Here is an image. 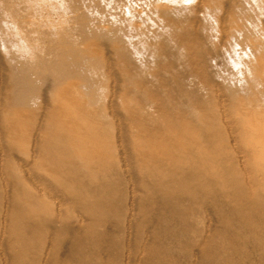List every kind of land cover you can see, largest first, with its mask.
Instances as JSON below:
<instances>
[{"label":"rangeland","instance_id":"374dc122","mask_svg":"<svg viewBox=\"0 0 264 264\" xmlns=\"http://www.w3.org/2000/svg\"><path fill=\"white\" fill-rule=\"evenodd\" d=\"M175 168L187 196L152 211ZM22 262L264 264V0H0V264Z\"/></svg>","mask_w":264,"mask_h":264},{"label":"bare ground","instance_id":"6f19581e","mask_svg":"<svg viewBox=\"0 0 264 264\" xmlns=\"http://www.w3.org/2000/svg\"><path fill=\"white\" fill-rule=\"evenodd\" d=\"M67 61H68V60H67ZM70 64H71V63H70ZM72 64H73V63H72ZM72 64H71V65H72ZM69 66H70V65H69ZM72 66H73V65H72ZM75 66H76V65H75ZM79 67H80V66H79ZM67 76H68V75H67ZM67 76H66V77H67ZM85 79H86V78H85ZM64 81H66V80H64ZM68 81H69V80H68ZM82 81H83V80H82ZM12 83L16 85L17 88H16V87H15V88L17 89L18 92H21V91L27 86V81H25V80H23V79L15 80V81H13ZM75 83H76V82H75ZM71 85H72V84H71ZM22 86H23V87H22ZM67 86H68V85H67ZM74 86H75V85H74ZM70 87H72V86H70ZM70 87H69V88H70ZM76 87H77V86H76ZM79 88H80V86H79ZM79 88H77V89H79ZM71 89H72V88H71ZM64 92H65V91H64ZM68 92H69V91H68ZM71 93H73V92H71ZM74 93H75V92H74ZM72 95H74V94H72ZM66 96H67V95H66ZM74 96H75V95H74ZM72 97H73V96H72ZM78 98H79V97H78ZM11 99H12V98H11ZM11 99H10V100H11ZM71 100H72V98H71ZM73 100H74V99H73ZM75 100H76V99H75ZM78 100H79V99H78ZM78 100H77V102H78ZM84 100H85V99H84ZM70 102H73V101H70ZM23 103H25V102H23ZM63 103H64V102H63ZM14 104H16V107H15L14 105H12V106H14L15 108H17V105H20L18 102H15ZM10 105H11V104H10ZM25 105H26V104H25ZM62 105H63V104H62ZM62 105H61V107H63ZM69 105H70V104H69ZM71 105H72V103H71ZM73 105H74V104H73ZM80 105H81V103H80ZM83 105H84V104H82V106H83ZM12 106H11V107H12ZM20 106H21V105H20ZM76 106H77V105H76ZM84 106H85V105H84ZM61 107H60V108H61ZM64 107H66V106L64 105ZM69 107H71V106H69ZM7 108H8V107H7ZM55 108H57V107H55ZM66 108H68V107H66ZM74 108H75V107H74ZM82 108H83V107H82ZM82 108H81V109H82ZM10 109H11V108H10ZM22 109H23V111H24L25 108L23 107ZM22 109H21V110H22ZM61 109H62V108H61ZM76 109H78V108H76ZM18 110H20V108H18ZM21 110H20V111H21ZM65 110H66V109H65ZM71 110L73 111V108H71ZM83 110H85V108L82 109L81 112L76 113V114H78V116H79V114L81 113V114H80L81 116H79L78 118H80V117H81V118H82V117L85 118V117H86V116H85L86 112H85V114L82 113ZM26 111H27V110H26ZM62 111H63V110H62ZM66 111H67V110H66ZM66 111H65V112H66ZM76 111H77V110H76ZM88 111H89V110H88ZM21 112H22V111H21ZM24 112H25V111H24ZM60 112H61V111H60ZM69 112H70V110H69ZM171 113H172V112H171ZM57 114H58V113H57ZM60 114H61V113H60ZM65 114H66V113H65ZM67 114H68V113H67ZM72 114H73V112H72ZM92 114H93V113H92ZM52 115H53V113H52ZM58 115H59V114H58ZM63 115H64V113H63ZM69 115H71V113H70ZM23 116H25V114H24ZM63 117H64V116H63ZM91 117H92V116H91ZM91 117H90V118H91ZM93 117H94V116H93ZM55 118H56V117H55ZM64 118H65V117H64ZM73 118H74V117H73ZM73 118L71 119V123L73 122V121H72ZM78 118H76V119H78ZM61 119H63V118H61ZM86 119H87V118H86ZM78 120H79V119H78ZM80 120H81V119H80ZM89 120H91V119H89ZM92 120H93V118H92ZM53 121H54V119H53ZM60 121H61V120H60ZM62 122H63V121H62ZM68 122H70V120H69ZM75 122H76V121H75ZM99 122H100V121H99ZM64 123H65V122H64ZM71 123H70V125H72ZM81 123H82V121H81ZM81 123H80V124H81ZM86 123H87V122H86ZM89 123H90V122H89ZM89 123H88V124H89ZM93 124H94V122H93ZM53 125H54V124H53ZM75 125H76V124H75ZM82 125H83V124H82ZM95 125H96V124H95ZM54 126H55V125H54ZM56 126H57V125H56ZM62 126H63V125H62ZM80 126H81V125H78V126L76 125V127H78V128H79ZM87 126H88V125H87ZM99 126H100V125H99ZM60 127H61V126H60ZM60 127L58 126L59 129L57 128V129H58V130H57V131H58L57 133H59V134H58V135L55 134V136L57 135V138L60 139V140H62L63 142H64V138H65V137L63 138L64 135H66L67 137L70 138L71 136H74V135L76 134V133H75V134L73 135V132H76L77 129H76L75 131L72 132L73 128H76V127H74V126H73V128L71 127L72 130H71L70 128L64 129V128H62V127L60 128ZM50 128H51V127H50ZM86 128H87V127H86ZM96 129H97V128H96ZM87 130H88V129H87ZM94 130H95V129H94ZM77 131H78V130H77ZM84 131H85V130H84ZM97 131H98V130H97ZM99 131H100V130H99ZM101 131H102V130H101ZM46 132H49V131L46 130ZM78 132H80V131H78ZM88 132H89V131H87V134H88ZM90 132H91V130H90ZM52 133H55V131H52ZM80 133L82 134V132H80ZM101 133H102V132H101ZM182 133H183L182 135H184V132H182ZM78 134H79V133H78ZM81 134H80V136H81ZM84 134H85V133H84ZM92 134H93V132H92ZM50 135H52V134H50ZM88 135H89V134H88ZM88 135H87V136H88ZM93 135H94V134H93ZM101 135H102V134H101ZM182 135H180V136H182ZM76 136H77V134H76L74 137H76ZM78 136H79V135H78ZM78 136H77V138H78ZM87 136H85V137H87ZM97 136H99V134H97ZM83 137H84V136H83ZM85 137H84V138H85ZM88 137H89V136H88ZM71 138H73V137H71ZM79 138H80V137H79ZM43 139H44V138H43ZM48 139H49V138H48ZM97 139H98V138H97ZM100 139H101V138H99V140H100ZM44 140L47 142L46 137H45ZM65 140H66V139H65ZM69 140L72 141L71 139H69ZM73 140H74V139H73ZM76 140H77V139H76ZM88 140H89V139H88ZM45 141H44V142H45ZM70 141H69V143H70ZM79 141H80V140H79ZM79 141H78V142H79ZM101 141L103 142V140H101ZM101 141H100V142H101ZM49 142H50V141H49ZM55 142H56V141H55ZM65 142H66V141H65ZM65 142H64V143H65ZM72 142H73V144L76 143V146H77V142H76V141H75V143H74V141H72ZM42 143H43V142H42ZM50 143H51V142H50ZM81 143H82V142H81ZM84 143H85V142H84ZM88 143H89V142H88ZM95 143H96V142H95ZM103 143H104V142H103ZM179 143L182 144V142H180V141H179ZM37 144H38V143H37ZM45 144H46V143H45ZM59 144H60V143H59ZM67 144H68V141H67ZM91 144H92V143H91ZM176 144H177V143H176ZM78 145H79V143H78ZM89 145H90V144H89ZM103 145H104V144H103ZM103 145H102V146H103ZM105 145H106V142H105ZM58 146H60V145H58ZM61 146H62V145H61ZM61 146H60V147H61ZM68 146H69V145H68ZM68 146H67V147H68ZM90 146H92V145H90ZM164 146H165V145H164ZM164 146H163V147H164ZM180 146H181V145H180ZM77 147H78V146H77ZM81 147H83V145H82ZM100 147H101V146H100ZM103 147H104V146H103ZM103 147H101V148H103ZM167 147H168V146H167ZM174 147H175V146H174ZM177 147H178V146H177ZM48 148H49V146H48ZM53 148H55V147H53ZM64 148H65V146H64ZM73 148H74V147H73ZM78 148H79V147H78ZM83 148H86V147H83ZM188 148H190V147H188ZM44 149H45V148H44ZM59 149H60V148H59ZM68 149H69V148H68ZM92 149H93V148H92ZM51 150H52V149H51ZM60 150H61V149H60ZM70 150H71V148H70ZM79 150H80V149H79ZM81 150H82V148H81ZM63 151H65V150L63 149V150H62V153H63ZM67 151H68V150H67ZM91 151H93V150H91ZM99 151H100V149H99ZM45 152H46V151H45ZM52 152H55L54 149L52 150ZM68 152H69V151H68ZM71 152H72V151H71ZM71 152H69L68 154H71ZM83 152H85V151H83ZM83 152L80 151V153H78L79 156L82 155ZM100 152H101V151H100ZM162 152H163V151H162ZM176 152H177V151H176ZM39 153H40V152H39ZM91 153H92V152H91ZM101 153H102V152H101ZM51 154H52V153H51ZM59 154H61V152H59ZM83 154H84V153H83ZM87 154H88V153H87ZM89 154H90V153H89ZM192 154H193V153H192ZM57 155H58V154H57ZM57 155H56V156H57ZM93 155H95V154L93 153ZM147 155H148V154H147ZM178 155H179V154H178ZM187 155H188V154H187ZM53 156H54V155H52L51 157H53ZM56 156H54V158H55L54 160H55V161L57 162V164H58V160L56 159ZM65 156L67 157L68 155L65 153ZM75 156H76V159H77V154H75ZM83 156H84V155H83ZM153 156H154V155H153ZM172 156H173V155H172ZM188 156H189V155H188ZM192 156H193V155H192ZM60 157H61V156H60ZM66 157H64V155L62 154V157H61V158H63V159L66 160ZM69 157H70V156H69ZM84 157H85V156H84ZM88 157H90V156H88ZM145 157H146V156H145ZM173 157H174V156H173ZM179 157H180V156H179ZM181 157H182V156H181ZM41 158H42V157H41ZM57 158H58V156H57ZM72 158L74 159L73 154H72L71 159H72ZM81 158H82V156H81ZM86 158H87V156H86ZM90 158H91V157H90ZM97 158H98V157H97ZM182 158H183V157H182ZM189 158H190V157H189ZM148 159H149V158H148ZM166 159H167V158H166ZM169 159H170V158H169ZM172 159H173V158H172ZM183 159H184V158H183ZM183 159H182V160H183ZM100 160H101V163H102V159H100ZM153 160H154V158H153ZM162 160H163V159H161V161H162ZM164 160H165V158H164ZM177 160H178V159H177ZM62 161H63V160H62ZM62 161H61V162H62ZM78 161H79V160H78ZM83 161H84V160H83ZM161 161H159V162H160L159 164L162 165L163 163H161ZM180 161H181V159H180ZM67 162H68V160H67ZM81 162H82V160H81ZM99 162H100V161H99ZM53 163H54V162H53ZM59 163H60V162H59ZM63 163H64V162H62V164H63ZM76 163H77V162H76ZM87 163H88V161H87ZM94 163H95V162H94ZM164 163H165V162H164ZM166 163H167V161H166ZM168 163H169V162H168ZM168 163H167V164H168ZM170 163H171V162H170ZM172 163H173V162H172ZM178 163H179V162H178ZM182 163H183V161H182ZM182 163H180V164L182 165ZM197 163H198V162H197ZM48 164H49V163H48ZM84 164H85V163H84ZM89 164H90V162H89ZM92 164H93V163H92ZM152 164H153V163H152ZM156 164H157V163H156ZM159 164L157 165V166H158V169L160 168ZM198 164H199V163H198ZM198 164H197V165H198ZM78 165H79V163H78ZM82 165H83V164H82ZM87 165H88V164H87ZM103 165H104V164H103ZM168 165H169V164H168ZM51 166H53V165H51ZM73 166H74V165H72V169H70V170L74 172V175H75V176H77V175H76V174H77L76 169L78 170V169H79V166L75 165V166H77L78 168H77V167L74 168ZM89 166H90V165H89ZM136 166H137V165H136ZM162 166H163V165H162ZM162 166H161V167H162ZM173 166H174V165H173ZM70 167H71V166H70ZM85 167H86V166H85ZM103 167H104V166H103ZM163 167H164V166H163ZM64 168H66V167H64ZM173 168H174V167H173ZM66 169H67V168H66ZM91 169H92V168H91ZM95 169H96V168H95ZM141 169H142V167H141ZM176 169H177V168H175V170H176ZM80 170H81V169H80ZM92 170H93V169H92ZM173 170H174V169H173ZM194 170H195V169H194ZM216 170H217V169H216ZM89 171H90V170H89ZM93 171H94V170H93ZM95 171H96V170H95ZM162 171H163V170H162ZM195 171H196V170H195ZM78 172H79V170H78ZM98 172H99V171H98ZM184 172H185V171H184ZM184 172H183L182 170H176V171H175V174H174V173H171V176H172L173 178H172V180H171V179H170V180L172 181L171 185H172V189H173V190H174V187H175V189H178V187H180V185H182L184 182H185V184H187V183H186L187 181H183V178H185L186 175H189V174L187 173V174L184 175ZM7 173H8V172H7ZM71 173H72V172H71ZM86 173H87V172H86ZM194 173H195V172H194ZM198 173H199V172H198ZM62 174H63V173H62ZM80 174H81V173H80ZM84 174H85V173H84ZM195 174H196V173H195ZM74 175H73V176H74ZM168 175H169V174H168ZM181 175H184V177L181 176ZM67 176H68V174H67ZM80 176H83V175H79V174H78V177H79V178H81ZM169 176H170V175H169ZM169 176H168V177H169ZM195 176H196V175H195ZM195 176H194V175L191 176V180H197ZM201 176H202V175H201ZM11 177H12V176H11ZM69 177H70V175H69ZM83 177H85V176H83ZM89 177H90V176H89ZM137 177H138V176H137ZM181 177H182V178H181ZM187 177H188V176H187ZM187 177H186V178H187ZM198 177H199V176H198ZM74 178H77V177H74ZM143 178H145V177H143ZM143 178H142V180H143ZM188 178H189V177H188ZM188 178H187V179H188ZM87 179H88V178H87ZM150 179H151V178H150ZM157 179H158V178H157ZM198 179H199V178H198ZM8 180H9V178H8ZM10 180H11V179H10ZM10 180H9V181H10ZM66 180H67V179H66ZM73 180H74V179H73ZM78 180H80V179H78ZM78 180H77V181H78ZM82 180H83V179H82ZM82 180H80L81 183H82ZM97 180H98V179H97ZM99 180H100V179H99ZM185 180H186V179H185ZM16 181H17V180H16ZM80 181H79V182H80ZM84 181H85V179H84ZM53 182H54V181H53ZM79 182H78V183H79ZM97 182L99 183V181H97ZM198 182H199V181H195V183H197V184H198ZM5 183H6V182H5ZM19 183H20V182H19ZM181 183H182V184H181ZM6 184H7V183H6ZM11 184H12V183H11ZM14 184H15V181H14ZM16 184H17V183H16ZM83 184H84V182H83ZM83 184H82V185H83ZM86 184L89 185L90 183L88 184V183L86 182ZM86 184H85V185H86ZM169 184H170V183H169ZM189 184H190V182H189ZM87 185H86V187H88ZM92 185H94V184H92ZM167 185H168V184H167ZM191 185L193 186V185H194V182L191 183ZM212 185H213V184H212ZM5 186H6V185H5ZM13 186H14V185H13ZM18 186H19V185H18ZM56 186H58V185H56ZM79 186H80V184H79ZM101 186H102V185H101ZM184 186H185V188H186V187L189 188V187L186 186V185H184ZM196 186H198V185H196ZM83 187H84V185H83ZM86 187H85V190L87 189ZM89 187H90V191H93V190H94V189L92 190V188H91V184H90ZM94 187H95V186H94ZM94 187H93V188H94ZM103 187H104V186H103ZM103 187H101V188H103ZM176 187H177V188H176ZM181 187H183V186H181ZM190 187H191V186H190ZM211 187H212V186H211ZM257 187H258V186H257ZM12 188H13V187H12ZM16 188L18 189L19 187H16ZM21 188H22V187H21ZM96 188L98 189V187H96ZM148 188H149V186H148ZM151 188H152V187H151ZM169 188H170V186H169ZM200 188H202V187H200ZM200 188H199V189H200ZM17 189H16V191H18ZM24 189H25V187H24ZM81 189H82V188H81ZM81 189H80V191H82ZM97 189H95L94 191H97ZM152 189H153V188H152ZM191 189H192V187H191ZM209 189H211V188H209ZM5 190H6V189H5ZM29 190H30V188H29ZM75 190H76V189H75ZM78 190H79V189H78ZM98 190H99V189H98ZM156 190H157V189H156ZM183 190H184V189H183ZM192 190H193V189H192ZM192 190H191V191H192ZM195 190H197V189H195ZM212 190H213V189H212ZM20 191H21V190H20ZM87 191L90 192L88 189H87ZM94 191H93V192H94ZM103 191H104V190H103ZM152 191H153V190H152ZM171 191H172V190H171ZM174 191H176V193H173V195H176V196H174L171 200H168V201H165V202H164L163 200H162V201H159L160 199H156V196H155V195L153 196V194L150 192V196H151V198H152V196H153V198H152V200H151V205H152L151 208H152V211L155 212V209H156L157 207H159V206L163 208L162 210H164V209L167 210V208H171L172 205H174V207H177V206L179 207L178 204H182V202H183L182 200H184L183 198H185L187 195H186L185 197H183V196L185 195V192H183L184 195L182 196V195H177V194L179 193V190H178V193H177V190H174ZM174 191H173V192H174ZM185 191H186V190H185ZM189 191H190V190H189ZM214 191H215V190H214ZM13 192H14V191H13ZM85 192H86V191H85ZM98 192H100V190L96 192V195L98 194ZM78 193H79V192H78ZM210 193H211V192H210ZM17 194H18V193H17ZM94 194H95V193H94ZM151 194H152V195H151ZM194 194H195V193H193V195H194ZM197 194H198V193H197ZM19 195H23L25 198H27V199L29 200V202H30V198H29V197H31V198H32V197L35 198V197L33 196V194H31V195H32V196H31L30 193H29L27 190L23 191V189H22V194H18V196H19ZM90 195L92 196V194H90ZM96 195H95V196H96ZM169 195H170V194H169ZM171 195H172V194H171ZM171 195H170V196H171ZM189 195H190V194H189ZM189 195H188V196H189ZM193 195H192V198L194 199V197H195L196 195H195L194 197H193ZM95 196H94V197H95ZM167 196H168V195H167ZM15 197H16V195H15ZM87 197H88V196H87ZM89 197H90V196H89ZM104 197H105V195H104ZM196 197H197V196H196ZM196 197H195V198H196ZM198 197H199V196H198ZM17 198H18V197H17ZM17 198H16V199H17ZM33 198H32V200H33ZM95 198H96V197H95ZM118 198H119V196H118ZM255 198H256V197H255ZM36 199H37V197H36ZM100 199H101V198H100ZM119 199H121V198H119ZM153 199H154V200H153ZM155 199H156V200H155ZM165 199H166V196H165ZM165 199H164V200H165ZM169 199H170V198H169ZM197 199H199V198H197ZM197 199H196V200H197ZM222 199H223V198H222ZM28 200H27V201H28ZM32 200H31V201H32ZM40 200H41V199H40ZM97 200H98V198H97L96 200H94V201L97 202ZM101 200H102V199H101ZM103 200H104V199H103ZM136 200H137V199H136ZM191 200H192V199H191ZM196 200H195V201H196ZM225 200H226V199H225ZM18 201H19V200H18ZM18 201H16V202H18ZM35 201H36V200H35ZM35 201H34V203H35ZM145 201H146V200H145ZM189 201H190V199H189ZM198 201H199V200H198ZM260 201H261V200H260ZM9 202H10V201H9ZM32 202H33V201H32ZM98 202H99V200H98ZM18 203H20V202H18ZM40 203H41V201H40ZM40 203L38 204V202H37V205H39V206H37V207H39V209L41 208V207H40V206H41ZM90 203H91V201H90ZM90 203L88 202L89 205H90ZM101 203H102V201H100L98 205H100ZM113 203H114V201H113ZM190 203H191V202H190ZM193 203H194V202H193ZM195 203H196V202H195ZM197 203H198V202H197ZM197 203H196V204H197ZM223 203H224V202H223ZM225 203H227V202H225ZM13 204H14V203H13ZM31 204H33V203H31ZM86 204H87V203H86ZM103 204H104V203H103ZM105 204H106V203H105ZM156 204H157V205H156ZM20 205H21V203H20ZM20 205L18 204V206H20ZM47 205H48V204H47ZM92 205H94V204L92 203ZM192 205H193V204H192ZM228 205H229V204H228ZM12 206H13V205H12ZM16 206H17V205H16ZM21 206H22V205H21ZM28 206H29V204H28ZM31 206H32V205H31ZM31 206H29V207H31ZM33 206H34V204H33ZM42 206H43V205H42ZM85 206H86V205H85ZM87 206H88V205H87ZM105 206H106V205H104V207H105ZM119 206H120V204H119ZM133 206H134V205H133ZM139 206H140V205H139ZM144 206H145L144 208L146 209V205H144ZM149 206H150V205H149ZM169 206H170V207H169ZM193 206H194V205H193ZM229 206H230V205H229ZM10 207H11V206H10ZM88 207H89V206H88ZM100 207L102 208V205H101ZM147 207H148V206H147ZM160 207H159V209H160ZM196 207H197V206H196ZM227 207H228V206H227ZM16 208H17V210L19 209V207H16ZM20 208H21V207H20ZM91 208H92V207H91ZM93 208H95V207L93 206ZM119 208H122V207H119ZM149 208H150V207H149ZM151 208H150V209H151ZM30 209L32 210L33 207L29 208V212L31 211ZM34 209H35V208H34ZM39 209H38V210H39ZM41 209H42V208H41ZM83 209H84V208H83ZM89 209H90V208H89ZM89 209H87V207H86V211H87V210L89 211ZM97 209H98V208H97ZM103 209H104V208H103ZM136 209H137V208H136ZM157 209H158V208H157ZM8 210H9V209H8ZM13 210H14V209H13ZM20 210H23V212L21 211V213H20L21 215H22V213H23V214H24L23 216H25V215H30V214H31V213L28 214L29 212H28V213H25V212H26V209L24 210V207H22ZM107 210H108V209H107ZM121 210H123V209H121ZM121 210H120V212H121ZM138 210H139V209H138ZM165 210H164V211H165ZM171 210H172V209H171ZM182 210H183V209H182ZM9 211H10V210H9ZM9 211H8V212H9ZM24 211H25V212H24ZM34 211H35V210H34ZM34 211H33V212H34ZM88 211H87V212H88ZM99 211H100V210H99ZM104 211H105V210H104ZM108 211H110V209H109ZM108 211H107V212H108ZM145 211H146V210H145ZM149 211H150V210H149ZM149 211H148V212H149ZM152 211H151V212H152ZM157 211H158V210H157ZM159 211H160V210H159ZM184 211H185V210H184ZM6 212H7V211H6ZM15 212H16V211H15ZM38 212H40V210H39ZM38 212H36V213H38ZM41 212H42V211H41ZM41 212H40V213H41ZM43 212H44V211H43ZM110 212H111V211H110ZM123 212H124V211H123ZM139 212H140V211H139ZM151 212H150L149 214H151ZM169 212L172 213L173 210H172V211H169ZM196 212H197V211H196ZM11 213H12V212H11ZM13 213H14V212H13ZM44 213H45V212H44ZM85 213H86V212H85ZM98 213H101V212H98ZM143 213H144V212H143ZM143 213H142V214H143ZM165 213H166V212H165ZM165 213H164V214H165ZM171 213H170V214H171ZM173 213H176V214H177V212H173ZM15 214H17V212H16ZM15 214H14V215H15ZM33 214H34V213H33ZM33 214H31V216H33ZM89 214H90V213H89ZM121 214H122V212H121ZM121 214H120V215H121ZM145 214H146V213H145ZM145 214H144V215H145ZM152 214H153V213H152ZM152 214H151V215H152ZM164 214H163V216H161L162 214H161V215L159 214L160 216L157 215L158 219L162 217L163 220H164ZM6 215H7V214H6ZM14 215H12V217H13ZM18 215H19V210H18ZM18 215H17V216H18ZM50 215H51V214H50ZM135 215H136V214H135ZM144 215H143V216H144ZM174 215H175V214H174ZM19 216H20V215H19ZM19 216H18V218H19ZM31 216L28 217L29 219H26V218H25V219H26L25 221H23L24 219L21 218L22 221H23V223L21 224V226L24 224V226H22L21 228H20V226H19V225H20L19 222H18V223H19V225H18V226H19V229H16L14 226H12L13 224H12L11 226L14 227V229H16V230H21V229L23 228V231H24V232H22V231H20V232L28 234L27 231H26V229L28 228V226L30 227L29 229H31V225H32V223L35 224V221H36L35 219H38V220H39V217H37V214H34V216L37 217V218L34 219L35 221H32V223H31V222L26 223V221H30V220L32 219ZM34 216H33V217H34ZM133 216H134V215H133ZM177 216H178V214H177ZM183 216H184V215H183ZM183 216H182V217H179V216L176 217V216H175V217H176V219H179V218H180V219H181V218L183 219ZM47 217H48V216H47ZM49 217H50V216H49ZM121 217H122V216H121ZM134 217H135V216H134ZM134 217H133V218H134ZM139 217H140V216H139ZM141 217H142V216H141ZM146 217H147V215H146ZM157 217H156V218H157ZM166 217H167V216H166ZM175 217H173V219H175ZM185 217H187V216L185 215ZM194 217H195V216H194ZM9 218H10V217H8V219H9ZM15 218H16V216H15ZM15 218H14V220H15ZM23 218H24V217H23ZM30 218H31V219H30ZM187 218H188V217H187ZM187 218H186V219H187ZM10 219H12V218H10ZM47 219H48V218H47ZM145 219H146V218H145ZM154 219H155V218H153V220H154ZM167 219H168V218H167ZM173 219H172V220H173ZM19 220H20V219H19ZM38 220H37V221H38ZM45 220H46V219H45ZM94 220H95V219H94ZM97 220H98V219H97ZM97 220H95V221H97ZM147 220H148V219H147ZM153 220H152V221H153ZM155 220H156V219H155ZM170 220H171V218H170ZM170 220H169V221H170ZM184 220H185V219H184ZM241 220H242V219H241ZM39 221H41V220H39ZM39 221H38V222H39ZM51 221H53V220H51ZM101 221H102V220H101ZM105 221H106V220H105ZM107 221H108V219H107ZM133 221H134V220H133ZM150 221H151V220H150ZM164 221H166V218H165ZM164 221H163V222H164ZM167 221H168V220H167ZM180 221H181V220H180ZM238 221H239V219H238ZM242 221H243V220H242ZM9 222H10V221H9ZM16 222H17V221H16ZM24 222H25L26 224H25ZM49 222H50V220H49ZM92 222H94V221H92ZM98 222H99L100 224H99ZM98 222L92 223V225L90 224V225H91V229H92L93 231L96 230V228H98V227H97L98 224H99V225H102V222H100V220H99ZM153 222H154V221H153ZM158 222H159V220L157 221V223H158ZM163 222H161V223H163ZM235 222H237V221H235ZM247 222H248V221H247ZM11 223H12V221H11ZM14 223H15V222H14ZM103 223H104V222H103ZM174 223H175V222H173V223L171 222V224H173V225H174ZM241 223H242V222H241ZM243 223H244V222H243ZM245 223H246V222H245ZM262 223H263V222H262ZM262 223H261V224H262ZM9 224H10V223H9ZM36 224H38V223L36 222ZM36 224H35V225H36ZM76 224H77V223H76ZM148 224H149V222H148ZM253 224H254V223H253ZM253 224L250 223L249 225H250V226H251V225L253 226ZM256 224H257V223H256ZM15 225H16V224H15ZM52 225H53V224H52ZM79 225H80V224H79ZM158 225H159V224H158ZM240 225H241V224H240ZM38 226L41 228V226H40L39 224H38ZM44 226H45V224H44ZM46 226H47V225H46ZM53 226H54V225H53ZM77 226H78V225H77ZM102 226H103V225H102ZM102 226H100V227H102ZM150 226H151V225H150ZM152 226H153V224H152ZM156 226H157V225H156ZM161 226H162V225H161ZM167 226H169V225H167ZM171 226H172V225H171ZM243 226H244V225H243ZM252 226H251V227H252ZM254 226H255V225H254ZM7 227H8V226H7ZM35 227H37V226H35ZM71 227H72V226H71ZM78 227H79V229L81 228L80 226H78ZM157 227H158V226H157ZM176 227H177V226H176ZM179 227H180V226H179ZM236 227H238V226H236ZM33 228H34V226H33ZM46 228H47V227H46ZM69 228H70V227H69ZM180 228H181V227H180ZM182 228H183V227H182ZM248 228H249V227H248ZM254 228H255L254 230H256V231L258 232L259 229H258L257 227H254ZM9 229H10V228H9ZM41 229H43V228H41ZM41 229H40V231H42ZM75 229L77 230V228H75ZM81 229H82V228H81ZM157 229H158V228H157ZM161 229L163 230V228H161ZM165 229H167V227H166ZM169 229H171L170 226H169ZM173 229H174V227H173ZM242 229H243V227H242ZM252 229H253V228H252ZM34 230L36 231V229H33L32 231L34 232ZM44 230H45V228H44ZM44 230H43V231H44ZM46 230H48V228H47ZM114 230H115V229H114ZM178 230H179V229H178ZM261 230H262V229H261ZM261 230H259V232H260ZM25 231H26V232H25ZM28 231H29V230H28ZM32 231H31V232H32ZM38 231H39V229H38ZM103 231H105V230H103ZM164 231H165V230H164ZM167 231H168V229L166 230V232H167ZM232 231H233V230H232ZM256 231H255V232H256ZM36 232H37V231H36ZM48 232H49V231H48ZM64 232H65V231H64ZM106 232H107V231H106ZM170 232H171V231H170ZM22 233H20V234H22ZM34 233H35V232H34ZM67 233H68V231H67ZM172 233H173V231H172ZM174 233H175V232H174ZM179 233H180V232H179ZM183 233H184V232H183ZM183 233H182V234H183ZM250 233H251V232H250ZM26 234H25V235H26ZM38 234H40V233H38ZM45 234H46V233H45ZM45 234H44V235H45ZM60 234H62V233H60ZM90 234H92V233H90ZM159 234H160V232H159ZM168 234H169V233H168ZM168 234H166V235H167L168 237H170V236H169L170 234H169V235H168ZM235 234H236V233H235ZM260 234H261V233H260ZM28 235H30L29 237H31L32 234L29 233ZM54 235H55V234H54ZM166 235H165V236H166ZM173 235H174V234H173ZM242 235H243V234H242ZM22 236H24V235H22ZM100 236H101V235H100ZM152 236H153V235H152ZM171 236H172V235H171ZM175 236H176V235H175ZM25 237H26V236H25ZM47 237H49V236H47ZM66 237H67V236H66ZM93 237H95V236H92V238H93ZM178 237H179V236H178ZM232 237H233V236H232ZM232 237H230V238H232ZM241 237H242V236H241ZM243 237H244V236H243ZM53 238H54V237H53ZM56 238H57V235H56ZM92 238L90 237V242H91V243H92V241H93ZM233 238H234V237H233ZM235 238H236V237H235ZM237 238H239V237H237ZM22 239H23V237H22ZM27 239H31V238H28V237H27ZM33 239H34V238H33ZM48 239H49V238H48ZM76 239H78V238H76ZM76 239H75V241H76ZM138 239H139V238H138ZM167 239H168V238H166V240H167ZM176 239H177V237H176ZM228 239H229V238H228ZM255 239H256V238H255ZM18 240H19V239H18ZM24 240H25V239H24ZM24 240H23V242H24ZM84 240H85V239H84ZM116 240H117V239H116ZM156 240H157V238H156ZM161 240H162V239H161ZM177 240H178V239H177ZM229 240H230V239H229ZM258 240H259V239H258ZM26 241H27V240H26ZM30 241H31V240H30ZM56 241H57V240H56ZM79 241H80V239H79ZM87 241H88V240H87ZM168 241H170V239H168ZM181 241H182V240H181ZM181 241H180V242H181ZM226 241H227V240H226ZM230 241H232V240H230ZM235 241H236V240H235ZM240 241H241V240H240ZM48 242H49V241H48ZM70 242H71V240H70ZM95 242H98V241L95 240ZM95 242H94V243H95ZM175 242H176V241H175ZM232 242H233V241H232ZM236 242H237V241H236ZM250 242H251V241H250ZM257 242H258V241H257ZM16 243H17V242H16ZM19 243H20V242H19ZM41 243H42V242H41ZM44 243H45V242H44ZM44 243H43V244H44ZM72 243H73V242H72ZM80 243H81V242H80ZM164 243H165V242H164ZM172 243H173V242H172ZM176 243H178V242H176ZM240 243H241V242H240ZM240 243H239V244H240ZM14 244H15V242H14ZM25 244H26V242H25ZM25 244H24L23 246H25ZM58 244H59V243H58ZM223 244H225V242H224ZM244 244H245V243H244ZM18 245H19V244H18ZM53 245H54V244H53ZM55 245H56V244H55ZM73 245H74V244H73ZM86 245H87V244H86ZM86 245H84V246L86 247ZM156 245H157V244H156ZM170 245H171V244H170ZM175 245H176V244H175ZM179 245H180V244H179ZM225 245H226V244H225ZM231 245L234 246L233 243H232ZM27 246H28V245H27ZM27 246H25V248H27ZM176 246H177V245H176ZM10 247H11V245H10ZM19 247H20V246H19ZM31 247H32V246H31ZM34 247L36 248V246H34ZM37 247H39V246H37ZM58 247H59V246H58ZM168 247H169V246H168ZM7 248H8V247H7ZM39 248H40V247H39ZM166 248H167V247H166ZM166 248H165V249H166ZM170 248H171V247H170ZM173 248H174V247H173ZM179 248H180V247H179ZM257 248H258V247H257ZM31 249H32V248H31ZM40 249H42V248H40ZM53 249H54V248H53ZM56 249H57V248H56ZM174 249H175V248H174ZM176 249H177V247H176ZM237 249H238V248H237ZM8 250H9V248H8ZM26 250H27V249H26ZM29 250H30V248H29ZM33 250H34V249H33ZM80 250H81V249H80ZM84 250H85V249H84ZM92 250H93V249H92ZM243 250H244V249H243ZM19 251H20V250H19ZM23 251H24V250H23ZM36 251H38V250H36ZM86 251H87V250H86ZM90 251H91V250H90ZM168 251H169V250H168ZM176 251H177V250H176ZM238 251H239V250H238ZM240 251H241V249H240ZM255 251H256V250H255ZM258 251H259V250H258ZM9 252H11V251H9ZM30 252H31V251H30ZM32 252H33V251H32ZM53 252H54V251H53ZM88 252H89V251H88ZM91 252H92V251H91ZM94 252H96V251H94ZM223 252H224V251H223ZM225 252H226V251H225ZM12 253H13V251H12ZM25 253L27 254V251H26ZM25 253H24V254H25ZM38 253H39V252H38ZM86 253H87V252H86ZM165 253H167V252H165ZM54 254H55V253H54ZM80 254L82 255V253H80ZM80 254H79V255H80ZM90 254H91V253H90ZM94 254H95V253H94ZM175 254H177V253H175ZM236 254H237V253H236ZM27 255H28V254H27ZM38 255H39V254H38ZM38 255H37V256H38ZM50 255H52V254H50ZM67 255H68V254H67ZM77 255H78V254H77ZM81 255H80V256H81ZM95 255H96V254H95ZM168 255H169V254H168ZM13 256H14V255H13ZM24 256H25V255H24ZM52 256H53V255H52ZM93 256H94V255H93ZM225 256H226V255H225ZM25 257H26V256H25ZM35 257H36V256H35ZM39 257H40V255H39ZM49 257H50V256H49ZM82 257H83V255H82ZM133 257H134V256H133ZM163 257H164V256H163ZM165 257H166V256H165ZM167 257H168V256H167ZM169 257H170V256H169ZM5 258H6V257H5ZM50 258H52V257H50ZM64 258H65V257H64ZM76 258H79V256L76 257ZM97 258H98V257H97ZM99 258H100V257H99ZM174 258H175V257H174ZM174 258H173V259H174ZM34 259H35V258H34ZM53 259H54V258H53ZM55 259H56V258H55ZM70 259L72 260V258H70ZM79 259H82V258H79ZM84 259H85V258H84ZM84 259H83V260H84ZM92 259H93V258H92ZM49 260H50V259H49ZM55 261H56V260H55ZM73 261H74V260H73ZM91 261H92V260H91ZM159 261H160V260H159ZM163 261H164V260H163ZM11 262H12V261H11ZM52 262H53V261H52ZM56 262H58V261H56ZM78 262H80V261H78ZM81 262H82V261H81ZM84 262H85V261H84ZM87 262H88V261H87ZM48 263H49V262H48ZM54 263H55V262H54ZM54 263H53V264H54ZM20 264H21V263H20ZM22 264H23V262H22ZM51 264H52V263H51ZM69 264H70V263H69ZM72 264H73V263H72ZM78 264H80V263H78ZM92 264H93V263H92Z\"/></svg>","mask_w":264,"mask_h":264}]
</instances>
